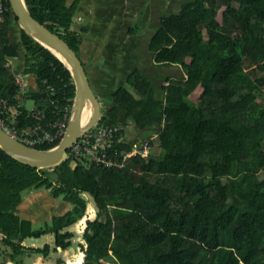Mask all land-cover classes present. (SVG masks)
I'll return each instance as SVG.
<instances>
[{
    "label": "trees",
    "instance_id": "trees-1",
    "mask_svg": "<svg viewBox=\"0 0 264 264\" xmlns=\"http://www.w3.org/2000/svg\"><path fill=\"white\" fill-rule=\"evenodd\" d=\"M79 2L26 0L31 14L77 53L89 32L76 29ZM8 7L0 21V100L10 111L2 117L18 130L31 127L33 135L39 125L53 132L73 106V73L19 29L10 1ZM11 27L19 29L18 44ZM152 32L153 67H182L184 75L140 65L126 72L99 121L115 129L117 143L107 154L118 165H75L70 156L38 169L0 148V243L12 249L15 264H25L28 251L49 254V244L35 248L28 239L50 233L55 252L70 248L69 228L84 220L86 197L98 207V217L85 223L86 264H264V0H182ZM248 67L262 75L253 77ZM31 74L38 89L28 91L17 78ZM199 87L204 92L193 102ZM28 98L36 103L32 110ZM131 127L139 138L126 137ZM151 134H158L157 144L146 141ZM61 139L35 146L52 149ZM32 190H49L73 208L34 228L18 208ZM115 197L120 202L113 205Z\"/></svg>",
    "mask_w": 264,
    "mask_h": 264
},
{
    "label": "rangeland",
    "instance_id": "rangeland-1",
    "mask_svg": "<svg viewBox=\"0 0 264 264\" xmlns=\"http://www.w3.org/2000/svg\"><path fill=\"white\" fill-rule=\"evenodd\" d=\"M181 1L182 0H143V3L147 5L145 9H142L144 5L141 7L139 6V0H130V3L127 9L121 7L124 2L119 3V5L121 6L116 7V15H117L116 19L117 20H115V17L114 19L112 18V22L114 24H117V23L122 24V26H117L118 31L116 33L114 32L115 34L113 36L114 37L117 36V38H115V42H112L110 40L108 43L100 42L99 44H97V47L95 49L94 48L95 43L87 41V43H83V47L86 48L88 50V53L90 54L94 53L97 55L100 49L101 50L103 49L104 52H108L110 58L106 61H108L109 64H111V62L113 63L115 54H119V59H117L116 61L114 60V62L117 63L119 69H121L122 67L123 59L124 58L126 59V57L131 54V56L128 57L131 72H134L135 71L134 69L136 68V66L140 65L141 69L144 68V66H147V69L148 68L154 69L155 71L162 72V73L164 72L171 73L172 77L180 78L184 75V70L182 67L172 68L168 66V67H163L161 69L153 67L152 64H154V56L149 54L148 43L153 33L151 30L152 26L158 24L160 22L161 16L166 15V12L168 13L169 11L179 10V5ZM120 7L121 9H119ZM225 10H226V7H222L217 12V20L220 23L224 21ZM74 15H75L74 16L75 24L77 26L76 29L78 30L79 28L83 26L85 27V25H82L86 23L85 21H82V20L78 21L79 18H78L77 12H75ZM149 17L150 19L148 20ZM90 23H92V21L89 19V25L88 24L87 25L90 26ZM133 29H136V32H133L132 31ZM16 30H15V33H16ZM15 33L13 35H15ZM90 35H91L90 33H83V38L84 37L89 38ZM205 37H207L206 33H205ZM124 54H128V55L125 56ZM10 64H12V62ZM102 68H97L98 76L93 81L94 82L93 85H94V89H96L98 94L102 97L101 103L103 106V110H105V107H106L105 103L111 102L113 93L116 91L117 85L121 84L124 81L123 78L126 75V72L125 73L122 72V74L120 75L118 72V74L115 75L113 64L107 67L108 74L104 73L103 71L101 73L100 70H102ZM247 70L255 78L262 75V73L260 71H256L254 67H248ZM15 71L17 72V68ZM91 75H92V80H93V74ZM31 76H33V79L36 77L35 75H31ZM116 78H118V82H116ZM20 79L22 78L20 77ZM35 82H36L35 79H34V82L32 80V83L35 84ZM27 89L28 91H30V89L32 88H27ZM37 89L38 88L34 90H37ZM203 92H204V89L202 87H199L191 95V100L193 102L198 101L201 95L203 94ZM25 105L28 109L32 110L35 108L36 103L32 98H28L25 101ZM127 129L128 130L125 131L127 138H131V137L139 138L140 137V132L137 128L131 127ZM151 135L152 137L146 141L151 142V144H157L156 142H157L158 134H151ZM145 153H147V151H145ZM40 191L41 190H37V191L32 190L30 192L29 191L25 192L23 194V200L27 199L30 195H33L34 193L36 194L37 192H40ZM43 193L47 194L48 196H51V192L49 190H43ZM86 198L88 200V210L86 212L84 220L70 226L69 228V231L74 233L73 245L67 250H64V251L59 250L55 252L54 247L56 246V236L54 234L49 233L39 239H30V240L28 239L25 241V244L29 246H33L35 248H45L46 245L49 244L50 252L49 254H39L34 251L32 252L28 251L25 253V256H23L25 264H59L61 260H65V262H70L71 264H75L76 260L80 258L81 256L83 257L82 264H86L87 254L82 249L83 243L86 244V247L88 246L86 241L84 240L85 223L89 219H95L96 217H98L97 205L94 203V201L90 200L88 197ZM58 200H59L57 203L58 205H60L61 202H66V200L62 197L58 198ZM119 202H120L119 198L115 197L113 201V205L119 204ZM72 208L73 206L70 204V202H67V206H65L64 209L69 211ZM20 214H21V211H20ZM104 217L105 216H103L102 219ZM33 223H34L33 224L34 228H46L48 225L52 224V222H45V221L38 222V223L33 222ZM11 252H12L11 248L5 247L3 246V243H0V264L3 263L4 261H6L8 264H15V262H13L9 256Z\"/></svg>",
    "mask_w": 264,
    "mask_h": 264
},
{
    "label": "water",
    "instance_id": "water-1",
    "mask_svg": "<svg viewBox=\"0 0 264 264\" xmlns=\"http://www.w3.org/2000/svg\"><path fill=\"white\" fill-rule=\"evenodd\" d=\"M19 27L58 54L73 73L76 96L71 118L61 142L52 149H39L7 133L0 126V148L12 158L29 166L45 169L58 166L69 158V149L77 139L97 125L102 117V99L98 97L92 84L85 62L59 34L38 21L30 12L26 0H10ZM86 119L83 121V117ZM42 192V193H40ZM40 192L30 195L18 206L21 216L32 222L51 220L55 214L63 215L67 202L58 205V199L51 194ZM61 209V210H60Z\"/></svg>",
    "mask_w": 264,
    "mask_h": 264
},
{
    "label": "built area",
    "instance_id": "built-area-1",
    "mask_svg": "<svg viewBox=\"0 0 264 264\" xmlns=\"http://www.w3.org/2000/svg\"><path fill=\"white\" fill-rule=\"evenodd\" d=\"M9 1L10 0H0V21L5 20L6 18V13L9 10ZM20 77L22 79H20ZM17 79L18 83L23 89L27 88L28 75H18ZM50 88L51 87L49 86V89ZM52 94L54 95L55 91ZM72 109L73 106L71 110L69 107H66L64 119L61 118L53 124V132L47 131L44 126L39 125L37 126L36 134L33 135V130L31 127L18 130L6 123L2 115H6L5 113L9 112L10 109L8 107L7 101L2 99L0 100V126L10 135L30 146L36 147L35 145L37 144L44 142H54L56 139L61 137L63 139L67 130L68 122L71 118ZM67 118L68 122L66 123L65 119ZM117 138L115 129L109 126L107 127L98 124L77 139V141L69 149V157H73L75 165H78V162L84 166H92L91 164L93 163L109 166L118 165L117 160L109 158L107 154L109 150L114 149V146L117 143Z\"/></svg>",
    "mask_w": 264,
    "mask_h": 264
},
{
    "label": "crops",
    "instance_id": "crops-1",
    "mask_svg": "<svg viewBox=\"0 0 264 264\" xmlns=\"http://www.w3.org/2000/svg\"><path fill=\"white\" fill-rule=\"evenodd\" d=\"M67 1H68V4L71 5L76 0H67ZM114 2H118V0H115ZM81 3L84 6H87V7L92 6L91 0H82ZM129 3H130V0H126L125 1V5H123V8L127 9ZM116 7H117V4H115V7L111 4V8L107 9L108 12H110V14H108V18H109L108 22L104 21V18H101V15H99V17H97V20L95 19V20L92 21V27H91V30H90V34L91 35L89 36V38H85L83 43H87V41L94 42L95 43L94 48L96 49L97 44H99L100 42H105V43L109 42V38L108 37H111V36H107L109 34L108 28L113 23L112 22V18L114 19V13L116 14V10H115ZM148 9H149V7H148ZM116 17H117V15H116ZM149 19H150V17L148 18V20ZM117 24H118V26H122L121 23H117ZM18 31H19V29L16 30L15 35H12V33H11V36L14 37L13 40L16 43H18V41L20 40V38H19L20 34L18 33ZM115 38H117V36ZM115 38H114V40L112 42H115ZM83 43H82V45L80 47L79 54L82 57L83 61L85 62V65H86L87 69L90 70V71L88 70V72L93 74V80H95V78L98 76L97 68H102L103 67L102 70H100V72L102 73V71H103L104 73L108 74L107 67L111 66L112 64H113L115 75H117L118 72H119V75H120V74H122V72L125 73V72H128V71L131 70L130 63H129V58H127V57H126V59L124 58L125 61L123 59L122 67H121V69H119L117 63L114 62V60L116 61L117 59H119V54H115L114 59H113V63L111 62V64H109L108 61H106V60H108L110 58L108 52H104L103 49L102 50L100 49V51H99V53L97 55L94 54V53L90 54V53H88V50L83 47ZM124 55L126 56L127 54H124ZM92 69H93V71H92ZM31 78L29 76V78H28L29 81L27 80V85H28V87H30L32 89H36V84L32 83V80L34 82V79L33 78L31 79ZM117 81H118V78H116V82ZM101 99H102V97H101Z\"/></svg>",
    "mask_w": 264,
    "mask_h": 264
},
{
    "label": "flooded vegetation",
    "instance_id": "flooded-vegetation-1",
    "mask_svg": "<svg viewBox=\"0 0 264 264\" xmlns=\"http://www.w3.org/2000/svg\"><path fill=\"white\" fill-rule=\"evenodd\" d=\"M115 0H91L92 2V6H84L81 2L82 0H80L79 4H78V8L75 12H77V15H78V21L82 20V21H85L86 23L82 24V25H85V26H88L89 25V19L91 21L93 20H97V17H99V15H101V18H104V21L108 22L109 18H108V14H110V12H108L107 9H110L111 8V4L115 7V4H117V7L121 6L119 5V3H123L121 7H123V5H125V1L126 0H118V2H114ZM143 3V0H139V6H143L142 9H145L147 7L146 4H142ZM121 7L119 9H121ZM118 9V10H119ZM116 10V9H115ZM114 17H115V20L116 19V14L114 13ZM85 18V19H84ZM81 21V22H82ZM117 22V21H116ZM88 24V25H87ZM81 25V24H80ZM13 26V25H12ZM118 24H114L112 23L111 26L108 28L109 30V34L107 36H111V37H108L110 41H113L114 40V34L118 31ZM91 27H92V23H90V26H89V32L90 33V30H91ZM115 32V33H114ZM11 33L12 35L15 33V28L14 27H11ZM113 36V37H112ZM85 39V37H84ZM18 44V43H17ZM88 70V69H87ZM89 73V72H88ZM89 77L91 78V84L94 88V85H93V81L92 80V75L91 73H89ZM95 92L97 93L96 89H94ZM98 94V93H97ZM99 96V95H98ZM100 97V96H99ZM101 98V97H100ZM61 210V209H60ZM67 210L65 209H62V213L63 214H66ZM56 215V214H55Z\"/></svg>",
    "mask_w": 264,
    "mask_h": 264
},
{
    "label": "bare ground",
    "instance_id": "bare-ground-1",
    "mask_svg": "<svg viewBox=\"0 0 264 264\" xmlns=\"http://www.w3.org/2000/svg\"><path fill=\"white\" fill-rule=\"evenodd\" d=\"M86 119V117L84 116L83 117V121ZM82 261H83V257L81 256L80 258H78L77 260H76V263L75 264H82Z\"/></svg>",
    "mask_w": 264,
    "mask_h": 264
},
{
    "label": "clouds",
    "instance_id": "clouds-1",
    "mask_svg": "<svg viewBox=\"0 0 264 264\" xmlns=\"http://www.w3.org/2000/svg\"><path fill=\"white\" fill-rule=\"evenodd\" d=\"M19 29H21V28L19 27ZM31 75H34V74H31ZM31 75H28V78H29V76H30V78H31V77H32ZM32 78H33V77H32ZM34 79H35V81H36L35 84H36V88H37V87H38L37 77H35ZM27 80H28V79H27ZM27 88H30V87H28V85H27ZM73 105H74V103H73ZM72 110H73V109H72ZM68 123H69V122H68ZM98 124H99V123H98ZM98 124H97V125H98ZM67 127H68V126H67Z\"/></svg>",
    "mask_w": 264,
    "mask_h": 264
}]
</instances>
